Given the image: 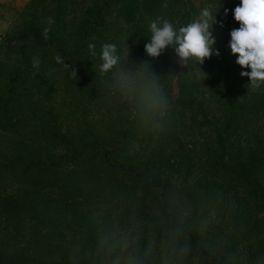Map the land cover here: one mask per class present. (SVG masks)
Listing matches in <instances>:
<instances>
[{"label": "trees", "instance_id": "trees-1", "mask_svg": "<svg viewBox=\"0 0 264 264\" xmlns=\"http://www.w3.org/2000/svg\"><path fill=\"white\" fill-rule=\"evenodd\" d=\"M38 5L50 15L41 23L35 19ZM239 5L240 0L25 4L17 19L26 28L12 31L9 40L3 37L7 62L0 58V264H264V84L252 89L249 78L241 76L250 68H241L229 48L231 31L240 27L233 16ZM205 8L214 18L210 31L216 42L203 64L189 58L180 69L174 45L159 57L147 55L153 20L160 18L161 25L166 20L179 32ZM105 43L116 45L117 64L124 56L122 43H130L135 55L144 59L141 79L130 94L118 87L100 90L101 71L92 70V64L102 63ZM89 44L96 45L95 57ZM46 53L54 63L48 68L62 70L67 78L76 69V80L87 86L92 99L119 102L127 117L113 134H100L97 125L96 134L90 131L93 125L81 136L68 130L62 134L43 112L47 91L39 95L38 81L45 79L48 68L40 78L38 74L46 67ZM57 55L69 70L56 63ZM33 57L41 61L38 69L32 67ZM117 68L105 74L109 82L116 81L112 71ZM173 80L176 95L171 100ZM148 86L159 92L152 102L148 92H141ZM150 105L158 127H152L149 158L140 162L132 157L137 151L132 147L139 142ZM41 114L46 131L30 141L28 122ZM196 136L202 137L201 144ZM30 149L32 159L26 155ZM169 157L175 159L174 167L167 168L175 173L176 183L161 172ZM146 190L160 212L156 226L163 220L171 227L148 229L146 217L136 218L135 233L123 248L111 226L112 212L97 205L103 195L111 196L105 197L106 203L115 200L125 208L142 204L140 194ZM7 225L21 226L24 233L15 247L2 245L12 233ZM159 231L165 237H159ZM168 242L172 250H165ZM167 251L171 254L164 256Z\"/></svg>", "mask_w": 264, "mask_h": 264}, {"label": "rangeland", "instance_id": "rangeland-1", "mask_svg": "<svg viewBox=\"0 0 264 264\" xmlns=\"http://www.w3.org/2000/svg\"><path fill=\"white\" fill-rule=\"evenodd\" d=\"M28 1L25 3L27 4ZM22 5L19 8H3L0 9V19L5 24V28L2 32H0V58L6 63L7 56L4 52V44H3V37L7 36L6 39L9 40L12 36L11 33L14 30L22 31L26 28L25 24H22V21H18L17 14L23 10L22 8L25 6ZM70 11V8L67 9ZM48 10H44L42 5H38L37 7V13L35 19L39 20V23H41L42 19L45 15L50 17V15L47 14ZM129 40V38L127 39ZM128 42V41H127ZM130 44V43H129ZM126 44L121 46V49L123 50V60L120 62V64L115 65V70L112 71V77H116V81H110L106 77L107 72H102L100 70V64L94 62L92 64V70H98L101 71L99 73V78L101 81L100 90L106 89L108 91H114V87H118V89L122 90L125 89L128 94L131 93V91L134 89V87L138 84V82L141 79L143 69V58L136 56L133 52V49H131L130 45ZM44 63L46 67H44L38 74V78H40V73H42L46 68L50 66V64L53 63L52 57L46 53V56H43ZM15 59L14 56L11 57V59L8 60V63L10 64ZM179 67L180 69L184 67V61L182 62L179 60ZM39 71V70H38ZM45 75V79L39 80L38 84L39 86V95H44L45 91L47 93L44 95L45 99L47 98V102L44 105L46 108L43 109V112L46 113V115L49 118H52L55 120V124L59 127L62 134L67 133V130L72 135H79L81 136V133L84 131L85 128L91 127V125L95 126L91 128V132L96 134V128L99 126V133L102 135H108L113 134L117 129L118 126L124 121V118L127 117L124 110L121 108L119 102L113 99H92L90 96H88V88L86 85H81L78 83L76 78H72L71 75L65 77V75L62 73V70L58 72V69L56 68H48ZM140 77V78H139ZM171 89H170V99L174 100L176 95V85L175 81H171ZM144 93L149 94V100L150 102L153 101L154 97L158 95V90H155V87L148 86L144 88L142 91ZM37 93V92H35ZM38 95V94H36ZM152 105V104H151ZM150 105V111L149 117L143 119L141 121L142 123V129L139 131L140 135L137 140H139L138 143L133 144V149H137L136 154H133L132 157L137 159V161H146L149 158L150 154V142L154 140V136L152 135V127L157 128L158 124L155 120V113L156 111L154 108ZM162 112L158 113V116L161 117ZM186 120L189 119L188 114L185 116ZM102 118V121L98 123V121ZM29 123V129L30 132L27 134L28 139L36 140L40 136L43 135V132L46 131L45 128V116L41 114L39 118H33ZM42 124V126H40ZM97 125V126H96ZM190 126V121H189ZM18 128H21L18 126ZM160 129V125H159ZM18 130V129H14ZM158 130V129H157ZM18 133H21L20 130H18ZM42 134V135H41ZM107 137V136H105ZM198 139V144L202 143V137L196 136ZM192 139V138H191ZM151 141V142H152ZM189 143H192L193 140H188ZM131 148V149H132ZM166 153V152H165ZM28 159L34 158L33 149H30L28 154ZM177 153L175 154V159L177 158ZM168 154H165L163 158H167ZM175 159L169 157V163L167 166L164 167L163 164H161L162 174L163 176H166L167 179H171L173 183H176L177 178L174 175L175 173H172L168 170L169 165H173V161ZM178 182V181H177ZM126 183V182H125ZM154 196V195H153ZM152 193L149 192V190H146L145 192L140 194L141 199H143V203L140 204L139 201L136 203V205H131V207L125 208V204H115V200L113 202L106 203L107 200L103 201L105 197H111V196H101V202L102 204H98L97 207L100 208L102 211L104 209L110 210L112 212L110 218L112 219V229L114 233H118L120 237L119 245L121 247L128 246V238L132 237V235L135 233L132 221L136 220V218H145V222H147L149 225V228L156 227L160 231L168 230L171 227V223L168 221H163L162 224L156 226L158 222V217L160 216L159 210L155 207V202L153 199ZM123 202V201H122ZM137 211V212H135ZM95 213H100L99 211H95ZM3 218V217H2ZM152 221V222H151ZM5 222L2 224V228H5ZM8 228H11V235L7 237L3 242L2 245L7 243V248L15 247L17 246L21 241L20 238L24 236V233L22 232L21 226H8ZM15 228V229H14ZM157 232L159 237H163L164 235L159 234L161 232ZM152 233V230L149 231ZM170 231H167L169 233ZM165 237V236H164ZM16 238V239H13ZM1 245V246H2ZM173 244L165 243V250H172ZM171 253L168 251L164 256H169ZM169 262L166 261L164 264H168ZM209 263V262H208ZM184 264H190L188 261H184ZM192 264H207L205 261H197L192 260Z\"/></svg>", "mask_w": 264, "mask_h": 264}, {"label": "clouds", "instance_id": "clouds-1", "mask_svg": "<svg viewBox=\"0 0 264 264\" xmlns=\"http://www.w3.org/2000/svg\"><path fill=\"white\" fill-rule=\"evenodd\" d=\"M225 10V15H227ZM233 16L240 24L238 29L230 33L229 48L233 55L238 58L236 63L241 68H250V72L242 71V77H248L253 90L259 89L264 84V0H240V5L234 9ZM212 13L207 9L201 11L200 17L193 23L188 24L177 32L168 21L160 23V18L149 24L151 33L150 41L145 45V52L149 57H159L169 46H175V54L180 60L186 61L189 58L197 59L201 64L213 54L215 37L210 31L213 21ZM43 38L48 39V30L43 32ZM96 45L89 44L90 55L95 57ZM116 45L105 43L101 45L100 70L107 72L117 64L119 57L116 55ZM215 54L219 56V52ZM57 64H62L65 70L69 65L61 56L54 57ZM38 57L32 58V67L38 69L40 66ZM71 77L76 78V69L71 70Z\"/></svg>", "mask_w": 264, "mask_h": 264}, {"label": "crops", "instance_id": "crops-1", "mask_svg": "<svg viewBox=\"0 0 264 264\" xmlns=\"http://www.w3.org/2000/svg\"><path fill=\"white\" fill-rule=\"evenodd\" d=\"M29 0H0V9L3 8H19ZM5 28L4 22L0 19V32Z\"/></svg>", "mask_w": 264, "mask_h": 264}]
</instances>
